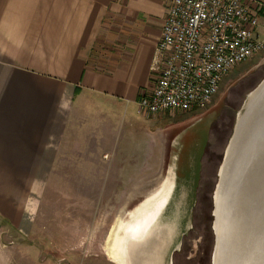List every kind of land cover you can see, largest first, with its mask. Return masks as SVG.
Returning a JSON list of instances; mask_svg holds the SVG:
<instances>
[{
  "label": "crops",
  "instance_id": "1",
  "mask_svg": "<svg viewBox=\"0 0 264 264\" xmlns=\"http://www.w3.org/2000/svg\"><path fill=\"white\" fill-rule=\"evenodd\" d=\"M256 1L264 37V0ZM167 6L165 0H0V166L22 182L0 191L10 213L2 229L13 227L24 239L28 230L40 236L52 226L50 240L37 238L55 246L60 224L23 220L33 213L31 198L51 190L57 197L122 196L135 182L161 179L150 197L171 168L176 177L192 173L191 156H182L186 146L199 164L204 139L197 123L170 141L164 123L173 115L151 118L138 105L154 88L151 65ZM107 22L124 26L119 36L106 35ZM78 182L83 194L74 192ZM68 206L70 213L78 207ZM0 233V264L33 253L29 243L4 245Z\"/></svg>",
  "mask_w": 264,
  "mask_h": 264
},
{
  "label": "rangeland",
  "instance_id": "2",
  "mask_svg": "<svg viewBox=\"0 0 264 264\" xmlns=\"http://www.w3.org/2000/svg\"><path fill=\"white\" fill-rule=\"evenodd\" d=\"M108 23L106 35L111 36V38L112 35L119 36L124 26H118L113 24V22ZM261 38L264 40V37ZM263 80L264 51L233 70L223 81L220 91L214 97L212 103L205 109L186 114L164 113L173 115L171 119L164 123L166 125L165 131L172 134L170 141L173 137L175 138L179 129L192 126L195 123L199 125V129L202 128L204 139L202 144L204 150L198 164L200 174L195 187V202L188 214L191 226L187 231L183 232L184 234L180 235L178 239L179 245L171 253L170 261L168 262L167 259L166 264H212L216 245L214 198L216 196V187L220 182L219 172L234 135L238 113L243 109L247 96ZM228 106H231L232 109L229 110ZM216 119L218 120L217 130L215 128ZM254 123L250 122L247 124L246 129L248 128V131L246 132L245 129L244 133L242 132L241 143L234 148L237 154L240 147L243 150L248 142L252 140L250 148L247 149V152H249L248 160L254 156L253 148L255 149L256 147L254 138L258 136L255 134ZM194 135H189V139L192 140ZM233 157L234 155L226 166L227 170H230L234 165L232 163ZM262 160L263 154L258 156V162L261 163ZM238 165L236 167L238 174L235 179H238L241 175V168ZM257 165L254 164V171ZM4 173V166H0L1 192H5V188H10L12 184H22V182L9 179ZM162 182L161 179L153 182H135L134 186H129L128 189L124 190V195L122 196L100 197L95 195L85 197L78 195L76 197H68L63 195L57 197L52 190L45 191L42 196L31 199L26 196L34 207L32 208L33 213H26L22 216L24 221L34 222L36 219H40L43 222H51L50 225L54 224L55 228L57 224H60L58 229L60 241L55 246L50 242L42 246L37 238L39 235L35 234L37 232H34L33 234L35 235L33 236L31 230L25 232L24 239H20L19 230L13 227V230L12 228L2 229L1 225H6L3 220H9L10 213L5 212L6 199L0 195V231L4 233V245L14 246L17 242L30 244L29 247L33 253L29 254L26 259L16 261L14 264H117L111 255V236L118 226V222L123 218L127 221L128 213L148 198ZM24 183L26 184V182ZM108 184L111 188L113 183L108 182ZM136 185L140 186L139 189H134ZM72 188L75 187L72 186ZM76 188L77 191L74 190L75 193L83 194L85 191L84 182H78ZM92 192L99 193L96 189L90 191V193ZM138 193H140V196H137ZM7 200L11 202L10 205L12 206L17 203L16 198L7 197ZM69 204H77L78 207L70 213L68 211ZM74 209L72 206V210ZM49 227L52 226H48V229L44 227L41 230L42 234L39 236H44L45 241L50 240V235L52 234V229H49ZM11 230V234L6 233ZM6 234H8L7 237L9 238H5ZM15 238L17 239L14 240ZM24 246L28 248V246Z\"/></svg>",
  "mask_w": 264,
  "mask_h": 264
},
{
  "label": "built area",
  "instance_id": "3",
  "mask_svg": "<svg viewBox=\"0 0 264 264\" xmlns=\"http://www.w3.org/2000/svg\"><path fill=\"white\" fill-rule=\"evenodd\" d=\"M165 1L151 65L154 88L138 102L151 118L205 109L233 70L264 51L256 0Z\"/></svg>",
  "mask_w": 264,
  "mask_h": 264
},
{
  "label": "bare ground",
  "instance_id": "4",
  "mask_svg": "<svg viewBox=\"0 0 264 264\" xmlns=\"http://www.w3.org/2000/svg\"><path fill=\"white\" fill-rule=\"evenodd\" d=\"M252 119L255 121H250ZM247 122H255V134L259 137L264 136V80L247 96L243 109L238 113L234 135L219 172L220 182L216 192L217 218L220 214L221 217H225L224 209L221 211L222 197L225 194L229 197V191L236 180L235 177L238 174L236 167L242 161L241 147V150L239 149L232 158L234 165L230 170H227L226 166L233 156L235 146L237 143L238 145L241 143V134L244 133ZM189 148L190 146L184 148L182 156H191L189 160L194 165L192 173H188L184 177H176L172 171L173 168H171L162 187L128 213V220L123 218L115 228L111 236V255L117 264H166L167 259L168 262L170 261L171 253L179 245L180 235L184 234L183 232L191 226L188 214L195 202L198 164L193 160ZM257 182L260 184V190L264 191V177L259 178ZM256 215L260 219H264L262 211ZM219 222L218 219L217 231L220 237V233L222 235L224 233L220 232ZM222 247L223 250L217 251L216 258L214 256L213 264H224L223 255L226 250L224 251L223 243ZM230 253L227 251V256Z\"/></svg>",
  "mask_w": 264,
  "mask_h": 264
},
{
  "label": "water",
  "instance_id": "5",
  "mask_svg": "<svg viewBox=\"0 0 264 264\" xmlns=\"http://www.w3.org/2000/svg\"><path fill=\"white\" fill-rule=\"evenodd\" d=\"M254 139L256 147L253 148V158L248 160L247 149L253 142L251 140L242 150V161L238 165L241 168V175L234 181L229 197L226 194L222 197L221 211L224 209V218L221 214L217 218L216 196L214 198L216 245L213 260L214 256L216 258L217 251L223 250V243L224 251L226 250L223 255L224 264H264V219L256 215L260 211L264 214V191L260 190V184L257 182L259 178L264 177V136H257ZM261 154H263V160L260 163L258 156ZM254 164H258L255 171ZM223 193H225L224 190ZM218 219L221 225L220 232L224 233L223 235L220 233V237L217 231ZM227 239H229L228 249ZM227 251L231 252L228 256Z\"/></svg>",
  "mask_w": 264,
  "mask_h": 264
},
{
  "label": "flooded vegetation",
  "instance_id": "6",
  "mask_svg": "<svg viewBox=\"0 0 264 264\" xmlns=\"http://www.w3.org/2000/svg\"><path fill=\"white\" fill-rule=\"evenodd\" d=\"M228 108H229V110L232 109L231 106H230V107L228 106ZM223 117H224V116H223ZM215 121H216L215 128H216V130H217V121H218V120L216 119ZM195 190H196V189H195ZM178 251H180V249H178Z\"/></svg>",
  "mask_w": 264,
  "mask_h": 264
}]
</instances>
